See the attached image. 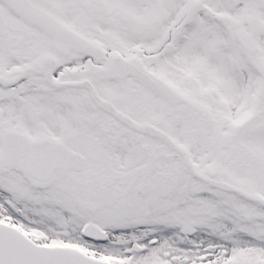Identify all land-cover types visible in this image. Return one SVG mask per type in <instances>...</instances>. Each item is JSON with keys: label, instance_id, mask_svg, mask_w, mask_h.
<instances>
[{"label": "snow or ice", "instance_id": "6c2138e0", "mask_svg": "<svg viewBox=\"0 0 264 264\" xmlns=\"http://www.w3.org/2000/svg\"><path fill=\"white\" fill-rule=\"evenodd\" d=\"M0 264H264V0H0Z\"/></svg>", "mask_w": 264, "mask_h": 264}]
</instances>
